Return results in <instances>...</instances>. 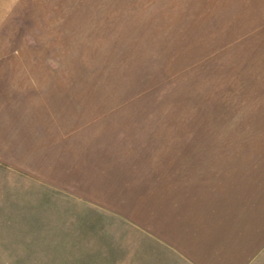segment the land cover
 <instances>
[{"label":"rangeland","instance_id":"374dc122","mask_svg":"<svg viewBox=\"0 0 264 264\" xmlns=\"http://www.w3.org/2000/svg\"><path fill=\"white\" fill-rule=\"evenodd\" d=\"M191 152L261 164L264 0H0V264H159Z\"/></svg>","mask_w":264,"mask_h":264},{"label":"crops","instance_id":"0c3cea01","mask_svg":"<svg viewBox=\"0 0 264 264\" xmlns=\"http://www.w3.org/2000/svg\"><path fill=\"white\" fill-rule=\"evenodd\" d=\"M195 154L150 179L148 239L165 254L156 261L264 264V155L260 165L239 167L218 165L221 154L208 162Z\"/></svg>","mask_w":264,"mask_h":264}]
</instances>
